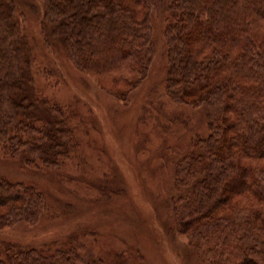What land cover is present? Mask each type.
<instances>
[{
    "label": "rangeland",
    "instance_id": "rangeland-1",
    "mask_svg": "<svg viewBox=\"0 0 264 264\" xmlns=\"http://www.w3.org/2000/svg\"><path fill=\"white\" fill-rule=\"evenodd\" d=\"M14 1L30 48L35 124L56 120L69 148L52 166L0 148V179L33 187L44 199L35 219L0 230V259L12 249H35L76 264H216L223 242L206 239L182 216L195 180L183 179L178 165L211 132L204 107L168 91L166 4L151 14L154 48L139 77L133 67L80 69L43 27V1ZM224 208L216 215L225 221L254 219L262 209L250 193L235 194ZM254 232L264 238L263 227Z\"/></svg>",
    "mask_w": 264,
    "mask_h": 264
},
{
    "label": "trees",
    "instance_id": "trees-1",
    "mask_svg": "<svg viewBox=\"0 0 264 264\" xmlns=\"http://www.w3.org/2000/svg\"><path fill=\"white\" fill-rule=\"evenodd\" d=\"M42 1L43 27L80 69L104 74L133 67L139 77L154 48L151 14L159 2L166 4L168 91L204 107L211 132L198 139L199 152L178 165L183 179L195 180L188 186L195 197L185 205L184 222L223 242L216 264H264V238L254 232L264 228V0ZM16 12L14 0H0V148L29 164L52 166L68 154L67 131L54 119L35 124L40 109L30 92V48ZM249 193L262 208L254 219L216 215L235 194ZM43 207L33 187L0 179V230L35 219ZM6 258L0 264H76L35 249H12Z\"/></svg>",
    "mask_w": 264,
    "mask_h": 264
}]
</instances>
